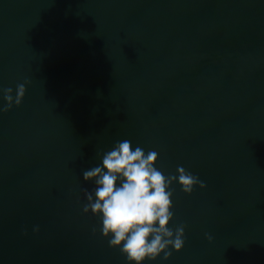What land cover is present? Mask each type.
<instances>
[{"label": "water", "instance_id": "1", "mask_svg": "<svg viewBox=\"0 0 264 264\" xmlns=\"http://www.w3.org/2000/svg\"><path fill=\"white\" fill-rule=\"evenodd\" d=\"M123 140L206 184L147 264H264V0H0V264H128L83 212Z\"/></svg>", "mask_w": 264, "mask_h": 264}, {"label": "clouds", "instance_id": "2", "mask_svg": "<svg viewBox=\"0 0 264 264\" xmlns=\"http://www.w3.org/2000/svg\"><path fill=\"white\" fill-rule=\"evenodd\" d=\"M25 84L16 88L15 104L19 106L26 93ZM12 89H5L9 107ZM8 111V108L3 109ZM158 152L145 151L129 140L119 141L102 158V163L83 173L85 182L95 184L94 192H85V214L97 217L99 231L109 246L119 249L128 264H147L163 257L170 259L185 246V229L169 227L174 220L171 184L179 183L191 195L196 186L206 188L198 176L183 169L178 177H167L156 166ZM38 231V229H36ZM211 240V236L208 237Z\"/></svg>", "mask_w": 264, "mask_h": 264}]
</instances>
